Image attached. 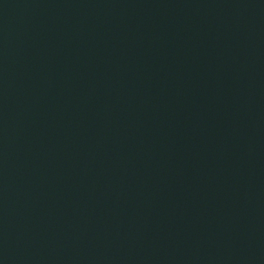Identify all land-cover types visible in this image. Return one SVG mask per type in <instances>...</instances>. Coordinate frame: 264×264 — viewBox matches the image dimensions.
Segmentation results:
<instances>
[{"label":"water","instance_id":"95a60500","mask_svg":"<svg viewBox=\"0 0 264 264\" xmlns=\"http://www.w3.org/2000/svg\"><path fill=\"white\" fill-rule=\"evenodd\" d=\"M0 264H264V0H0Z\"/></svg>","mask_w":264,"mask_h":264}]
</instances>
